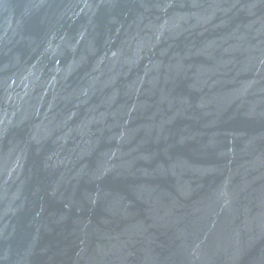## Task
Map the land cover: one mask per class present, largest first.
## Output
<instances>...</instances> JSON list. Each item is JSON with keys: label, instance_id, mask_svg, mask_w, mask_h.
<instances>
[{"label": "water", "instance_id": "1", "mask_svg": "<svg viewBox=\"0 0 264 264\" xmlns=\"http://www.w3.org/2000/svg\"><path fill=\"white\" fill-rule=\"evenodd\" d=\"M0 264H264V0H0Z\"/></svg>", "mask_w": 264, "mask_h": 264}]
</instances>
